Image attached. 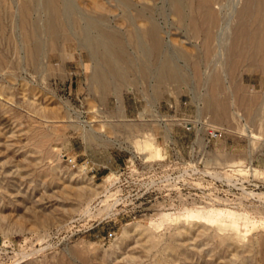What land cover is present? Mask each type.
Here are the masks:
<instances>
[{
	"label": "rangeland",
	"instance_id": "1",
	"mask_svg": "<svg viewBox=\"0 0 264 264\" xmlns=\"http://www.w3.org/2000/svg\"><path fill=\"white\" fill-rule=\"evenodd\" d=\"M14 1L0 0V264H264V68L252 52L207 54L200 0L185 1L196 29L170 0H67L85 21L43 38L33 66L12 30ZM208 2L223 17L237 0ZM89 18L122 38L132 85L103 93L92 83L79 34ZM145 27L146 59L134 34ZM164 62L179 80L158 85ZM210 100L236 103L233 119L222 106L210 113Z\"/></svg>",
	"mask_w": 264,
	"mask_h": 264
},
{
	"label": "bare ground",
	"instance_id": "2",
	"mask_svg": "<svg viewBox=\"0 0 264 264\" xmlns=\"http://www.w3.org/2000/svg\"><path fill=\"white\" fill-rule=\"evenodd\" d=\"M120 1L124 3L127 7L129 6L127 3V0H120ZM185 1L186 0H170V4L172 6L175 16H177V18H180L184 22H189L191 26H193V28L195 29L198 28V26L202 27V25L199 24V22H197V20L193 17L194 15L193 16L192 14L191 16L186 15L187 10H186ZM200 2L202 4V9H204V13H206L203 16L204 19L201 21H203L202 24H204V28H205V29H202V30H205L204 31L205 41L202 39V42H203V45H205L207 54H214V52L217 51L218 56L223 58L225 57V54L228 52L227 51L225 53V50L228 48L229 45L232 44V47H233L232 49H234L235 46L237 48V45H239V47L245 46V49L247 48L248 52H252L254 56L253 57L254 60H257L256 62L259 63L257 65H260L261 68H264V0H245L240 8H239L240 1L237 0V2L234 4L232 9H230V11L227 12V15L223 17L220 16V14H217L216 10L218 11V9L215 10V8H213L214 6L211 7V5H209L208 0H200ZM14 3L16 6H14L15 14L11 20L12 30L15 32V34H17V39H19V44H20L19 49L22 51L21 59L29 61L30 63L33 64V66L39 65L37 59L40 54V50L43 47V40H44L43 38H46L50 43L51 42L53 43L54 40L58 37L65 38V37H68L69 35L73 36L75 34L74 23H76L78 20L85 21L84 17L76 16L73 7L70 6L67 0H65L62 6L59 4L60 2L58 0H43V3H41L40 0H15ZM252 3L256 4L257 9L255 10V12L251 9ZM197 5L198 3L196 4V6ZM105 10H108L107 7L105 8ZM145 11H146V7L140 8L138 16L145 19L146 21ZM189 11L192 12V10H189ZM219 12L220 10L218 11V13ZM200 13H201V16L204 14L201 11ZM95 21L97 20L93 18H89L88 19L89 23L85 27L80 28L79 30V34H81V36L83 37V40L80 43V46L83 49L84 48L88 49L91 55V60L93 61L92 62L93 63L92 74L90 77L92 80V83L95 86L99 87L103 93L109 88H111L112 90H117L120 87H127L129 85H132V82L128 79H129V72L134 68L135 61L133 58L127 55L125 44L122 38L119 36L117 32H114L113 30H111L109 27L105 25L95 26L94 24H92ZM253 21H257L258 24L256 25L253 24L252 26L251 23H253ZM4 28L5 27L0 22V33L4 34L3 33ZM92 29H95L97 35L92 36L90 34ZM192 30L198 33V31L194 29ZM148 32L151 38L149 39L152 41V46L150 45L151 48L155 51H161L163 49V44H162V40H160L159 35H158L159 28L157 24L151 22L150 27L148 28ZM140 33L141 32H137V31H135L134 33L136 36L135 38L139 41L138 42L139 45H141L140 43L141 41H143L142 37L146 38V27L142 31V34ZM194 36H197V35H194ZM168 37H169V43H170L171 42L170 34L168 35ZM146 44H145V47H143L142 45L141 47L138 46L140 49L143 47L142 52L144 54L145 59H146V48H147ZM201 47L203 48L202 45ZM220 48H222L221 52H220ZM147 49L149 50V48ZM245 49L244 51H247ZM161 53H163V51ZM156 55H158V53ZM229 55H230V52H229ZM211 56L213 57V55ZM242 57H244L243 54H242ZM247 57L249 58V55ZM228 58L232 60L231 57L228 56ZM247 59H245L244 61L246 62ZM250 59H251V56H250ZM6 63H7L6 58L0 54V71L4 70V65ZM142 65H144V68L146 69V62H143ZM235 65H238V64L236 63ZM160 66H161V70L157 74L158 76L156 77L158 85H168L172 81L179 80L177 73L174 72L169 62H164ZM229 66H231V64ZM231 68H233V66H231ZM228 69L230 70V68ZM234 71L236 70L234 69ZM207 84H209V86L211 85V83H207ZM215 86L217 85H215V83L214 84L212 83V88L210 86V90L212 89V91H214L216 88ZM213 94L216 95L215 91ZM214 95L213 96L211 95L212 98L214 97ZM212 98L210 97V99ZM234 100L235 99H233V101ZM236 101L238 102V99ZM252 101L254 102L255 100H252ZM256 101H258V99ZM212 102L213 100L209 101V106H208L209 112L213 113L214 115L217 113L219 114L220 106L222 105H220L219 108H217L218 106L215 105L216 103L214 102L212 103ZM217 103H218V100H217ZM226 104L222 106L223 112L229 113V117L233 119V111L235 109V106L237 105L235 103L231 107V111H230L229 110L230 107H227ZM238 108L243 109V110L245 109L246 112L249 113L247 109L246 99H242L239 101ZM217 109H219V111ZM198 110L199 111L202 110L200 105H198ZM225 118L228 119V117H225ZM221 119L222 118H220L218 121H220ZM85 124L86 126L90 127L92 134L96 133V130H94L88 123H85ZM147 146H150V145H147ZM79 192L83 193L84 187L81 190H79ZM259 196L264 198V193L259 194ZM87 211H89V207L87 208ZM220 228L222 229V227ZM236 239L238 240V238Z\"/></svg>",
	"mask_w": 264,
	"mask_h": 264
},
{
	"label": "built area",
	"instance_id": "3",
	"mask_svg": "<svg viewBox=\"0 0 264 264\" xmlns=\"http://www.w3.org/2000/svg\"><path fill=\"white\" fill-rule=\"evenodd\" d=\"M69 162H70V164H71L73 167H78L76 160L69 161ZM252 168H254V167H253V166H250V167L248 168V170L251 172V174H252ZM256 186H257V188H259V184H257Z\"/></svg>",
	"mask_w": 264,
	"mask_h": 264
}]
</instances>
